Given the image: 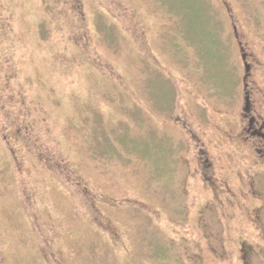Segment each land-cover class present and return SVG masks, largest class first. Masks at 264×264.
Masks as SVG:
<instances>
[{
  "label": "rangeland",
  "instance_id": "1",
  "mask_svg": "<svg viewBox=\"0 0 264 264\" xmlns=\"http://www.w3.org/2000/svg\"><path fill=\"white\" fill-rule=\"evenodd\" d=\"M0 14V264H264V0Z\"/></svg>",
  "mask_w": 264,
  "mask_h": 264
},
{
  "label": "trees",
  "instance_id": "2",
  "mask_svg": "<svg viewBox=\"0 0 264 264\" xmlns=\"http://www.w3.org/2000/svg\"><path fill=\"white\" fill-rule=\"evenodd\" d=\"M81 14L82 13H80L79 15L77 14V17H76V24H75V28H78L79 27V24H81L82 23V17H81ZM4 19L6 20L7 19V16L5 15H2V14H0V35H1V29H3V24H4V26H5V23L7 22V20H6V22H4ZM91 21H92V24H93V29H94V32H95V30H97V31H99V33H100V38H98V40L100 41V42H105L106 43V48L107 49H109L110 48V45L109 44H111L112 42H113V40L115 39V36H116V33H114L115 34V36L110 32V29H111V27H113V25L109 22V23H106L105 22V30L103 29V25H102V20L98 17V14L96 13V15L95 16H93V20L91 19ZM34 28H35V30H36V36H37V43L38 44H42L43 43V41H45L46 39H47V34H48V31H47V29L45 28V25H44V23L42 22V21H39L37 24H36V26H34ZM103 32V33H102ZM1 39V38H0ZM116 43V42H115ZM109 45V46H108ZM38 47V46H37ZM92 52L94 53V51L92 50ZM96 55H99V54H96ZM95 54L93 55V59L94 60H97V56H96ZM13 56V55H12ZM7 57H8V55H7ZM243 57L245 58V55H243ZM10 58V57H9ZM7 60H8V58H6ZM10 61V60H9ZM93 67V66H92ZM93 69V68H92ZM0 91L1 90H3V89H5V88H8V84H7V82L8 81H6V80H0ZM19 92V91H18ZM17 92V93H18ZM2 93V92H1ZM19 95H20V93H18ZM4 104H5V102H2L1 100H0V109H1V112L3 111V109H2V107L4 106ZM18 115V114H17ZM25 119H26V117H25ZM25 119H23V124L24 125H27L28 124V122L25 120ZM19 123V121H16V119H11V118H9V117H5V116H3V115H1L0 114V124H1V126H0V130H1V134L3 135V137H2V135L0 134V139H3L4 138V140H2L4 143H5V138H6V141L7 142H10L11 141V139L7 136V132L11 129V123H13V124H15V123ZM22 124V123H21ZM18 128H20V126H19V124H17L16 125V128H15V130H16V132H17V129ZM5 129V130H4Z\"/></svg>",
  "mask_w": 264,
  "mask_h": 264
},
{
  "label": "flooded vegetation",
  "instance_id": "3",
  "mask_svg": "<svg viewBox=\"0 0 264 264\" xmlns=\"http://www.w3.org/2000/svg\"><path fill=\"white\" fill-rule=\"evenodd\" d=\"M253 118L254 116H252L249 120L248 129L250 131L249 134L256 136V139L258 140V142L256 140L253 142L256 144V143H259V140H262V138H264V131L262 130L261 125L255 127V125L253 124L254 123Z\"/></svg>",
  "mask_w": 264,
  "mask_h": 264
}]
</instances>
